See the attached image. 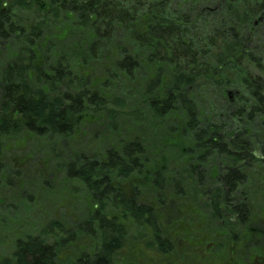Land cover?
<instances>
[{
  "label": "trees",
  "instance_id": "obj_1",
  "mask_svg": "<svg viewBox=\"0 0 264 264\" xmlns=\"http://www.w3.org/2000/svg\"><path fill=\"white\" fill-rule=\"evenodd\" d=\"M66 26L78 47L49 56L53 35ZM5 47L14 54L0 69V174L5 140L26 135L54 141L53 149L87 116H98L104 133L124 134L132 127L121 122L132 118L146 134L162 129L160 143L178 150L169 172L154 165L149 190L197 204L233 241L250 226L248 179L264 170V0H0ZM97 67L104 78L91 72ZM138 72V106L107 94L113 82L135 80ZM134 133L119 139L120 147L109 143V133L101 148L85 146L72 158L60 150L67 157L63 178L82 187L92 212L71 232L52 220L16 239L0 264H59L61 248L83 238L92 249L71 264H124L114 255L126 240L172 252L157 220L162 205L120 186L132 179L134 191L150 163L143 132Z\"/></svg>",
  "mask_w": 264,
  "mask_h": 264
},
{
  "label": "rangeland",
  "instance_id": "obj_2",
  "mask_svg": "<svg viewBox=\"0 0 264 264\" xmlns=\"http://www.w3.org/2000/svg\"><path fill=\"white\" fill-rule=\"evenodd\" d=\"M66 27L68 30L64 27L53 35L57 40L51 47L52 50L48 51L49 56L58 52L59 48L78 47L72 42L71 35L67 34L69 28ZM9 48L0 49V69L14 54V51L8 50ZM45 53L46 51L41 49L38 55L40 58L45 57ZM101 71V67L91 70L97 80L104 78ZM143 74L138 72L135 80L113 82L115 88L110 91L111 94H107L112 96L118 94L133 103V106H138L136 102L139 100L138 92ZM93 116L80 119L73 136L63 145L54 144L56 147L53 149L50 144L54 141L50 143L42 138L31 139L26 135L3 141L6 167L0 174V257L12 251L16 239L36 234L41 226L52 220L62 222L65 230L71 232L75 230V223L85 219L92 212L93 202L82 187L63 178L60 167L67 157L60 156V150H66L69 158H72L85 146L94 145L101 148L109 133V143L120 147L119 142L134 138L136 136L134 131L137 129L143 132L144 140L148 142L150 163L142 171L144 176L141 175L140 180L135 184L134 191L132 179L123 181L120 186L128 195L136 192L140 194V200L152 205L155 203L162 205L156 206L157 220L164 235L174 242V250L163 255L148 251L141 243L126 240L123 248L114 255V261L125 262L124 264H264L263 169L256 170L253 177L248 179L247 189L252 214L250 226L241 229L238 240L233 241L229 233L209 223L207 215L197 204L188 199L177 200L174 195L172 197L164 195L160 199L153 190H149L152 186L150 171L154 169V165L156 164V168L163 173L169 172L174 165L169 156L178 151L171 146L168 150L166 145L160 143L161 139L158 140V138L163 134L162 129L156 132L149 131L150 134H146L142 125L132 118H127L129 121L123 119L121 124L123 128L130 126L132 129L126 134L120 130L117 131L122 135L118 137L117 133L110 131L104 133L105 130L102 131L103 128L98 127V116ZM85 121L87 124L84 126ZM179 121V117L175 116L173 124L177 125L176 122ZM85 130L89 134H85ZM95 131L96 134H94ZM119 139L121 140L118 141ZM150 140L159 143L157 149L149 147ZM58 157L60 162H57ZM175 163H177L176 160ZM214 172L215 169L212 170V173ZM193 178L197 179V175ZM252 228H258L262 232L259 234V231H252ZM92 245V242L83 238L61 248V253L58 254L59 264H71V259L82 251L89 252Z\"/></svg>",
  "mask_w": 264,
  "mask_h": 264
}]
</instances>
